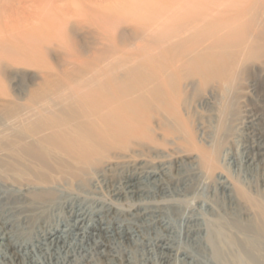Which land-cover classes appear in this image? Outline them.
<instances>
[{
	"label": "rangeland",
	"instance_id": "1",
	"mask_svg": "<svg viewBox=\"0 0 264 264\" xmlns=\"http://www.w3.org/2000/svg\"><path fill=\"white\" fill-rule=\"evenodd\" d=\"M62 6L65 12L61 11ZM45 22H55L57 25L44 27ZM261 24H264V0H66L64 5L57 1L52 4L48 0L37 4H30L27 0H3L0 2V31L4 32L5 37L0 42L2 52H0V116L6 105L27 103L39 90L51 86L66 87V85L84 88L88 83L85 81L91 77L86 87L93 85L97 87L101 83L108 82L112 79V75L113 78L117 77L116 79L120 77L117 80L120 84H143L144 81L146 84L145 77L150 75L153 80L158 77L156 84H161L162 88H168L171 84L168 82L172 81L171 85H174L177 91L182 89L179 91L182 93L180 97L179 92L175 97L173 96L178 99V102L173 97L167 101V105H172L170 108L177 118L173 116L174 119L171 117L172 119L168 121L169 117H167L166 122L165 116L161 122L159 121L158 129V122L156 124L152 122L153 132L146 133L143 138V144L146 145L142 144L141 148L135 147L134 153H127L128 158L119 154L120 157L115 156L114 161L111 159L109 162L106 161L107 163L104 162L100 166L103 171L90 174L89 183L79 184L77 188L73 187L74 190L72 189L70 196L76 203L91 204L94 209L100 208L98 214H88L92 223H97L102 217L105 222L103 226L106 222H111L115 226L131 228L132 233L138 234L133 236L135 239L138 238L136 241L131 239L129 242L121 243L115 238H110V246L106 247V250L114 252L116 250L124 256H130L131 264H151L150 261L146 262L147 249L151 247L146 244L155 242L156 235L165 234V231L163 228L159 229V225L148 224L150 218L140 217V211L143 212V208L152 210L157 207L159 215L176 226L171 235H178L181 221L179 216L183 213L191 216V223L198 229L197 232L204 235L207 222L215 218L216 212L241 210L243 217H251L250 206L238 196L235 187L246 186V191L249 193L264 194V177L261 168L257 169L253 166L249 168L250 166L246 167L245 164H243L244 167L238 166L245 151L247 154L255 152L253 147L255 142L260 144H262L261 141L264 142V51H260L264 42L258 41L262 30ZM250 34L255 40L249 36ZM206 40L215 46L204 55V61L215 67L210 70L195 61L192 63L195 65H184L182 68L181 64L189 61L187 58L183 59L185 52L190 51H186V48L195 51L192 48H197L200 44L198 42H201V46L204 43L208 44ZM182 42L187 46L186 48L183 44L173 50L174 44L179 45ZM181 49L186 50L182 53L179 52ZM220 63L224 64L223 68L216 66ZM162 69L164 70L161 71ZM142 70L146 76L142 75ZM127 71L131 74L128 77L129 80L123 76ZM198 72L202 76L199 79ZM140 75H142L141 78ZM186 75H188L187 78ZM100 77L104 80H100ZM167 77L170 80H167ZM203 77L207 81L202 79ZM184 78L186 79L183 83ZM179 82H182L181 86ZM3 117L0 118V136L18 130L11 119L8 117L3 119ZM157 130L160 131L159 134ZM162 132L168 133L174 142L167 134L165 137ZM178 132H181L183 138ZM188 138H192V141ZM175 141L182 142L183 146L182 144V147L179 146V143L175 146ZM189 144L191 146L187 147ZM136 152H138L137 157ZM208 152L212 155V160ZM204 156L205 158L209 156L208 159L214 161V169H211L213 163L206 160ZM119 158L122 160L120 161ZM206 163L212 166L207 169ZM149 171L155 172V177L160 174L165 182L168 181L166 185L172 193L157 194L159 198L144 193L130 199L122 195L118 198L113 194V190L120 185L124 175L138 177L139 174L141 180L148 177V182H152L154 176L153 174L147 176ZM186 179L189 180L188 186L182 189V182ZM220 183L231 185V190L223 191ZM259 189H263L262 192ZM13 192L12 186L7 184L5 186L3 181L0 182V222L9 219L5 226V231L8 232L6 235L9 238L7 239L19 243L27 241V250L35 252L42 263L49 264L48 257L39 255L37 247L34 248L35 251L32 249L34 245L41 246L39 241L44 238L48 228L57 224L58 227L63 228L64 222L71 219L65 201L66 194L61 199H56V203L48 202L49 206L51 204L50 211L54 212V215L41 219L38 217L40 212L36 209L40 206L24 198L18 199ZM21 201L28 205L22 204ZM159 203H162V206ZM108 204L118 208L116 214H107ZM183 208L184 212H182ZM89 230L93 231L94 237L97 238L98 230H92V228ZM7 239H0V243L8 242ZM187 239L181 235L174 245L182 243V247H186L191 256L195 255L197 263L199 260L200 263L210 260L208 253L211 251L209 252V246L205 240L199 247L192 245L190 241L187 242ZM69 241L73 242L70 239ZM92 241L93 238L89 237L83 244ZM0 248L5 249V246L0 244ZM200 249L205 250L204 257ZM91 256L96 263H101L99 255L93 252ZM206 256L207 260H205ZM171 259L165 264H176L175 260ZM185 260L189 261L190 258Z\"/></svg>",
	"mask_w": 264,
	"mask_h": 264
},
{
	"label": "bare ground",
	"instance_id": "2",
	"mask_svg": "<svg viewBox=\"0 0 264 264\" xmlns=\"http://www.w3.org/2000/svg\"><path fill=\"white\" fill-rule=\"evenodd\" d=\"M2 1L3 0H0V2ZM41 1H44V0H27V2L30 4H37V3H40ZM48 1L52 4L55 1H57L58 3H61L62 5H64V3L66 2V0H48ZM60 9L61 11L65 12V9L63 8V6ZM54 24L57 25V23L55 22H45L43 25L44 27L46 26L55 27ZM261 27H262V30H261V33L259 34L258 41L264 42V24ZM249 36H251V34ZM4 37H5L4 32L0 31V42L4 39ZM251 37L252 39H254L253 35ZM192 38L193 37H191V39ZM206 42L208 43L209 41L206 40ZM198 43H200L197 46V48H199L198 50L196 47H195L196 49L192 48L195 51L191 50V48L190 49L186 48L187 46H185L183 42L180 43L179 45L174 44L173 47L172 46L171 47L173 48V50H175V48L183 46L184 44V48L187 49L185 50L186 51L190 50L189 52H185V50L183 51V49L179 50V52L186 53V55L184 54L185 56L181 54L184 57L183 58L184 60H186V58L189 59L188 62L185 61L186 63L181 64L182 68H184V65L189 66L193 62L197 61L198 64L201 63L200 65L205 66L207 69H210V70L213 69L215 65L212 66V64H209L208 62H206V60L204 61V58H205L204 55L209 50H211L215 45H211L213 43H208V44L202 43L203 45L201 46V42H198ZM217 47L222 48V49L225 48L224 46H217ZM260 49H261L260 51L262 50L264 51V46H262ZM217 54L218 53H216V55ZM248 54L250 57V53ZM175 56H177V54ZM190 56H192V58ZM178 58H181V57H178ZM176 64H178V62ZM192 65H195V63ZM216 66L223 68L224 64L220 63V64H217ZM163 70L164 69H162L161 71ZM166 72L167 71H165V73ZM114 73H116V71ZM142 73H143L142 75L146 76L143 70H142ZM149 73L147 74L149 75ZM118 74H121V73H118ZM204 74L206 75V73ZM130 75L131 74H129V71H127L124 73L123 76L125 79H128ZM142 75H140V78L142 77ZM197 75H199V77L197 76L198 79L202 77L201 73L199 72ZM187 76L188 75H186V78ZM212 76L216 78L215 75H212ZM155 77L156 76H154V78ZM91 78L88 80L90 81ZM114 78L112 75V79L111 78H110L111 80L109 79L110 81L104 82L103 84L101 83V85H98L97 87L93 85L94 82L92 83L93 85L92 87H89V86L86 87V85H88L89 83L88 80L85 81L86 83L87 82L88 83L87 84L85 83L86 85L84 86V88L81 86H78L81 88H74V85L73 87H71L70 85L69 86L66 85V87L65 86L63 87L51 86V87L45 88L44 90H41V91L39 90L38 93L32 96V99L29 102L24 103V104L6 105V107H4V110L1 111L2 115L0 116V118L2 119V116L8 117L18 127V128L16 127L18 130H16L14 133H11V134L6 133L5 136H2L1 134L0 136L1 137L0 139V180L4 182L5 186L6 184L8 186H12L14 190L13 195H16V197L18 196V199L24 198L26 199V201L31 202L32 204H35L37 206H40V207H37L36 209L40 212L38 217L41 219H46L47 217L54 215L53 214L54 212L50 211L51 204L49 206V204L47 203L48 202L56 203L55 202L56 199L59 200L61 199V197H63V195L65 196L66 194L65 201L67 203V206H68L67 210L70 214L71 219L69 221L67 220L66 223L64 222L65 227L63 226V228L58 227V224L54 225L50 229L48 228L47 232H45L44 234V238L39 241L40 242L39 244H41V246L34 245L32 249V251L33 250L35 251L34 248L37 247L38 248L37 252H39V255H43V256L46 255L48 257V259L50 260L49 264H99V263H96V260L93 259V257L91 256L93 252L100 256L99 258L101 262L100 264H131L130 256L128 255H127L128 257L126 255L124 256L120 252V249H119L120 253H118L116 250L115 252L110 251V250L108 251L106 250V247L110 246V242H111L110 238L112 239L115 238L116 240L122 243L123 241L129 242L131 241V239L132 241H136L138 238L135 239V237L133 236H137L138 234L136 232L132 233L133 231L132 230H131L132 232L130 231L131 228L125 229V228H122L121 226H115L111 222H108V223L106 222V225L103 226L102 224H104L105 222L102 217L99 218L97 223L95 224L92 223V221H90L91 218L90 216H88V214L90 215L92 213H97L100 211L99 210L100 208L94 209L92 208L91 204L83 205V203L81 202L76 203V201L73 200L74 198L70 197L72 194V189L73 187L77 188L79 184L82 185V184L89 183V178H90L89 175L93 174L94 172L99 173L103 171L100 169V166L104 162L106 161L109 162L111 159L113 160V158L119 154L126 157L130 154V152L134 153V148L140 147L143 144V138L145 137L146 133L148 134V133L153 132L152 127L154 125L152 124L153 126L151 127L152 122H155V124L156 122H158L157 124V129H158V125L160 124L162 119L165 118V116H166L165 118L166 122H167V117H169L168 121L171 117L173 118V116L174 118H177V116L173 114L174 112L172 113V110L170 108L172 107V105H167L168 103L167 101L171 99L173 96L175 97V95L178 94L179 91H182V89L181 90L178 89L179 91H177V88H175L174 85H171L173 84L172 81L168 82V83H171L168 85V88H162L161 84H160L161 87L160 85L156 84L158 77L156 80H153L152 76L150 75L145 77V80L147 81L146 84H144L145 83L144 81L143 84L139 83V84L124 85V84H120L117 81L120 77L118 79H116L117 77L115 79ZM186 78H184L182 82ZM101 79L102 78L100 77V80ZM135 79L137 78L135 77ZM202 79H205V77H203ZM230 79L232 78L230 77ZM128 80L126 81L129 82ZM167 80H170V79L168 78ZM205 80L207 81V79ZM159 82L161 81L159 80ZM182 82H179L181 83L179 84V86L182 85ZM181 95L182 93L179 94V97ZM175 100H177L178 102V99H175ZM173 105H175V103ZM168 108H170L169 110H171V112H169ZM176 112L177 111H175V114ZM176 115H178V113ZM179 118L177 119V121L179 120ZM170 121H173V120H170ZM6 124L8 125V123ZM13 127L15 126L13 125ZM155 128H154V131H156ZM169 128H172V127H169ZM6 130H7V127H6ZM167 130L166 132L169 133V131ZM159 132L160 131L156 133L159 134ZM162 133H164V135L167 134L168 137H170L168 133H165V132H162ZM178 133L181 134V132H178ZM167 135H165V137H167ZM176 135L177 134L175 133V137ZM155 137L157 138V136ZM181 137H182V134H181ZM191 139L188 138V140H191ZM172 141L174 142V140ZM179 141H182V140H179ZM157 143H158V140H157ZM178 143H179V146H181L182 142H178V141L175 143V146H177ZM187 143L188 142H186V144ZM255 143L256 144L253 146L255 152H251V153L248 152L247 154L245 151V155L242 158H240L241 160L238 166L244 167L243 164H245L246 167L250 166L249 168H251V166L256 167L257 169L261 168V171L264 177V142L261 141L262 144L258 142H255ZM169 144L172 145V143H169ZM143 145H146V144H143ZM189 146L191 145L189 144L187 147ZM214 150L215 149H213V151ZM247 150H250V149H247ZM135 154L134 155L137 157L138 152H136ZM159 154H161V152ZM203 154H204V151H203ZM120 155L118 157H120ZM208 155H210V159L212 160L211 158L212 155L209 152H208ZM208 157L205 158L204 156L206 160L210 161ZM214 157L215 156L213 155V158ZM119 159L120 161L122 160L121 158ZM210 162L213 163L212 164L213 167H211L212 165L209 166L206 163V165H208L207 169L209 167H211V169L212 168L214 169V165H215L214 161H210ZM165 167H167V165ZM136 168H139V167L136 166ZM163 170H164V167H163ZM256 172L257 171H255V173ZM154 173L155 172L149 171L147 176H149L150 174H153L154 176ZM166 173H169V172H166ZM145 178L146 179L141 180L139 177V174H138V177L134 175H127V176L124 175L123 178H121L120 185L117 186L113 190L114 192L113 194L117 196L118 198L119 196L122 195L124 198L130 199L138 195L141 196L144 193L149 194L152 197L157 196V194L159 195L162 193L164 194L172 193L169 186L166 185L168 184L167 183L168 181L165 182V180L162 179L163 177L160 174L157 177L154 176L153 177L154 180L150 179L152 182H148V177H145ZM249 178H246V179H249ZM188 181L186 179V181L182 182V189L187 188L186 186H188ZM238 181H239V177H238ZM151 183L153 184L151 185ZM220 184H221V189L223 191L231 190V185H227L226 183L224 184L220 183ZM252 188L254 189L253 185H252ZM235 190L238 196H240L245 201V203L248 204V206H250V209L252 210L251 217L249 218L243 217L242 216L243 212L241 210H237V212H234V211L233 212L225 211L222 213L216 212L214 214L215 218L207 222L204 235H201L197 232L198 229L194 227L193 224L191 223V219H192L191 216H189L186 213H183L182 215L177 214V215H181L179 216V218H181V221L180 222L177 221L180 223V224L178 223L180 230H179L178 235L175 233H174L175 236L171 235L170 233L174 231V228L176 226H174L170 220H167L166 218L165 219L162 218L161 217L162 215H159L160 212L158 213L157 207H156L157 209L154 208L152 210H150L149 208L148 209L143 208V212L140 211L141 212L140 217L144 219L145 217L150 218V222L148 224L155 225V226L159 225L158 228L159 229L163 228V230L165 231V234L160 233L156 235L155 242H151V243L149 242V244L148 243L146 244L148 247L151 246L147 249L148 257H146V262L150 261L151 264H165L166 261H169V259L173 258L175 260L174 263L176 262V264L177 263L178 264L179 263L181 264H264V194L249 193V191L248 192L246 191V186L244 188L241 186H237L235 187ZM262 190L260 191L262 192ZM25 203L22 202V204H25ZM159 204L162 206V203H159ZM25 205H28V204H25ZM238 205H239V202H238ZM20 207H21V204H20ZM117 209L113 205L108 204L106 208L107 210L106 212L107 214L109 213L116 214ZM124 211L126 212V210ZM184 211L185 209L182 212ZM31 213H29L30 216H31ZM132 217H135V216L132 215ZM7 222H9V219L8 221L6 220V221L0 222V239L2 240L8 238V236L6 235V233L8 232L5 231V226L7 225ZM89 228L90 229L92 228V230H98L99 233L97 234V238L94 237L93 231L89 230ZM134 231H137V230L134 229ZM181 235L188 238L187 242L190 241L192 245H198L199 247L201 246L202 242L205 240L208 243L209 252L211 251V253H208L210 260L206 256L207 258L205 260L208 259L207 262L200 263V260H199V262L197 263V259H195V255L194 257L191 256V253L189 252V250H187L186 247H182L181 245L182 243L178 244L177 246L174 245L176 240H179ZM89 237L90 238L92 237L93 241L86 242V244H83L85 240ZM69 239L73 240V242H70ZM0 244L5 246V249L0 248V264H45L39 260V257L38 255H36L35 252H30L31 250L30 251L27 250L28 242L25 240L20 243L12 242L11 240H8V242L4 244L3 242H1ZM179 245H181V247ZM200 250H201L202 256L203 254L206 255L204 249H200ZM201 255H200V258H201ZM180 256H183V257H180ZM196 256L198 257L197 254ZM186 258H190V260L186 261L185 260Z\"/></svg>",
	"mask_w": 264,
	"mask_h": 264
}]
</instances>
